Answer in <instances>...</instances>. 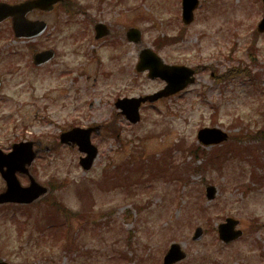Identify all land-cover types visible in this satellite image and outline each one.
Returning <instances> with one entry per match:
<instances>
[{
	"label": "rangeland",
	"instance_id": "obj_1",
	"mask_svg": "<svg viewBox=\"0 0 264 264\" xmlns=\"http://www.w3.org/2000/svg\"><path fill=\"white\" fill-rule=\"evenodd\" d=\"M71 1L85 10L78 16L83 32L91 34V18L116 32L137 27L143 46L166 63L198 67L196 81L169 99L142 106L141 121L132 126L114 109L113 99L154 93L163 86L134 71L137 45L120 52L110 45L95 49V43V55L82 48L77 56L69 36L78 28L65 24L66 14L56 9L46 21L52 32L49 45L61 55L47 70L30 71L24 43L10 37L8 23L0 24V149L10 151L20 140L50 145L70 122L105 126L102 136H92L99 155L90 172L79 166L77 150L66 147L32 164V175L50 188L48 197L61 210L50 221L42 201L31 211L0 206V259L10 264H162L170 244L178 243L187 254L178 264H264V133H258L264 129V34L255 31L261 1L200 0L188 26L181 21L179 0ZM162 38L166 45L157 47ZM74 60L82 73L77 119L69 92L74 85H65L59 72ZM234 66L243 73L219 80ZM61 84L71 99L66 107L65 95L52 100L57 95L53 89ZM90 100L94 104L88 110ZM110 126L117 130L111 133ZM204 127L223 130L228 141L200 145L196 134ZM235 144L252 148L244 153V147L230 146ZM192 146L204 147V152L196 158ZM226 146L231 152L219 164L210 160L213 151ZM132 156L144 165L136 172L140 163L134 165ZM126 169L131 174L123 177ZM19 181L28 184L24 176ZM208 185L216 188L213 200L205 197ZM4 189L0 178V192ZM227 217L239 221L243 236L223 244L217 226ZM18 220H25L23 229ZM48 221L66 225L50 231ZM196 227L204 230L198 242L191 239ZM60 239H65L62 245Z\"/></svg>",
	"mask_w": 264,
	"mask_h": 264
},
{
	"label": "water",
	"instance_id": "obj_2",
	"mask_svg": "<svg viewBox=\"0 0 264 264\" xmlns=\"http://www.w3.org/2000/svg\"><path fill=\"white\" fill-rule=\"evenodd\" d=\"M262 1L264 7V0ZM197 4V0H182L183 21H185V23H190L192 21V12ZM29 8L30 5H28L26 9H22V7L11 8L8 5L0 4V21L9 16H13L14 13H19L20 16L16 19V24H14L13 29H15L17 32H24L30 29L24 22V13ZM257 28L260 32H264V17L259 24V27ZM32 30L33 29H30L28 30V32H32ZM138 36L139 33H137L134 37L131 36L130 39L138 41ZM38 60L42 61V57H38ZM138 67V70L141 71L148 69L149 76L151 77L159 76L161 78H164V80H166L168 84L165 90L161 93L146 98L143 97L141 101H154L160 96H169L171 94H175L176 91L184 88L188 83L193 82V79L190 78V76L193 74V71L181 67L178 68L174 66H164L161 61L154 54H151V52L148 50H144L141 53ZM135 101L136 103L134 102L124 105V112L127 116V119H129L133 123H136L138 121L136 107L140 103L139 100ZM81 134L83 135V132ZM198 137L205 144H214L224 141L226 139V134L217 129H203L199 131ZM81 143V151L87 153V157L84 158L83 161H81V164L87 170L92 165L97 152L96 149L90 145L87 135L82 137ZM13 148V151L9 154H3L0 151V171L2 173V177L6 180L7 183L6 190L0 194V204L6 202L29 203L33 200H36L41 194L45 192V189H41L37 185L35 186L34 183H32L28 188L20 187L15 178V173L17 171L27 172L24 167L31 164L32 160L35 157V154L26 150L27 148L21 145L15 146ZM3 168L6 169L3 170ZM206 191L207 197L209 199H212L215 195V189H213V187H208ZM237 223L238 222L234 219H227L226 223L221 224L218 228L219 238L225 242L237 239L241 235L240 231L234 230ZM202 232L203 231L200 228L196 229L193 240H200L202 237ZM185 257L186 255L181 251L179 245L171 244L169 251L164 257V264H174L183 260ZM0 264L6 263L0 262Z\"/></svg>",
	"mask_w": 264,
	"mask_h": 264
},
{
	"label": "flooded vegetation",
	"instance_id": "obj_3",
	"mask_svg": "<svg viewBox=\"0 0 264 264\" xmlns=\"http://www.w3.org/2000/svg\"><path fill=\"white\" fill-rule=\"evenodd\" d=\"M0 1H6V2H10V3H21L23 1H26V0H0ZM102 2H104L103 0H98L97 3L101 4ZM61 9L64 13H69L65 10H67V8L70 9V15H64L63 17L65 18L64 19V22L65 24L70 22V23H73L77 26L78 29H76V32H73L71 33V36H69V39L71 40V47H72V53L73 54H76L77 56L79 54H81L82 52V48H83V44H82V37L83 35H85L86 37L90 38V39H94V43H97L96 44V48L95 49H100L101 47L104 48L105 46H111L113 49H119L120 52L123 51V48L126 46V45H129V44H133V45H136L134 44L133 42L130 41V38H131V35L129 33V29L130 27L126 30V31H122V32H116L114 30H112L109 25L107 24V28H104V31L108 30L109 34L108 36H103L101 38H98L100 34L99 33V28H98V25L97 24H102L104 23L103 21H100V20H94L91 18V27H92V32L90 34V32L88 30H85L83 32V28H82V22H80L78 20V16L79 15H82L83 13H85V10L82 9V7H80L79 5H76L74 4L71 0H63L61 2ZM59 6V5H58ZM56 6V7H58ZM55 7V8H56ZM76 7V8H75ZM75 8V10H74ZM51 13H43L39 10H33L30 14H29V19L30 20H43L46 21V17H48ZM78 20V21H76ZM47 22V21H46ZM4 23H8V25H10V22L9 21H6ZM106 24V23H104ZM10 28V27H9ZM52 32H50V24L47 22V29L46 31L41 35V36H38L36 37L35 39H30V40H15V38L13 37L12 38V35H11V32L9 31V34H10V37L14 40V41H18V42H23L24 43V46L26 47V49L28 50L29 52V55H30V60H29V68L30 70H33V71H40V70H47V68L49 66L52 65V63L61 55H59L58 51H57V48H53L49 45V36ZM133 35V37L135 36L134 33H131ZM79 37V38H78ZM122 40V41H120ZM139 51L141 49V45L140 47L137 45ZM93 48H94V45H93ZM54 50V58L50 61H48L47 63L41 65V66H36L34 65L33 63V57H34V54L36 52H40V51H45V50ZM97 51H94L93 50V53L92 54H96ZM17 52H14V54H16ZM59 55V56H58ZM52 56H53V53H52ZM76 61L74 60L73 63H71V65H62V70H60V78L61 80L63 81V83H65V85L67 84V82L69 81V83H71L72 85L74 86H71L70 89H69V92H71L73 95H74V106H73V112L76 113L73 115L74 118H78L79 116L81 117V114H82V109H81V104H80V100L78 99L79 98V92L81 93V87L79 86V83L81 82V77H82V73H81V69L80 70H76ZM78 63V61H77ZM73 65V66H72ZM78 73V74H77ZM56 90L53 89V91L57 94L55 96H53L52 100L53 101H57L58 98L60 97L61 94L65 95L66 91L68 89H64L63 87V84L60 85V87L56 88ZM78 97V98H77ZM123 97H126V96H122L119 95L117 97H115L113 99V102H115L116 100H119ZM71 100L70 97H67L65 95V98H64V102H63V105L66 107L67 106V102ZM78 100V102H77ZM103 126V125H102ZM104 127V126H103ZM49 148H50V152L54 151L55 149L57 150L59 147H62L61 145H59V143H57L56 140H52L50 145L48 144Z\"/></svg>",
	"mask_w": 264,
	"mask_h": 264
}]
</instances>
